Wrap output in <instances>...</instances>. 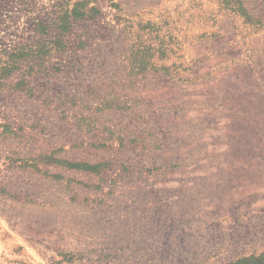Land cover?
<instances>
[{"label":"rangeland","instance_id":"obj_1","mask_svg":"<svg viewBox=\"0 0 264 264\" xmlns=\"http://www.w3.org/2000/svg\"><path fill=\"white\" fill-rule=\"evenodd\" d=\"M63 2L0 0V52L35 51L0 86V264H264V0L46 35Z\"/></svg>","mask_w":264,"mask_h":264},{"label":"trees","instance_id":"obj_2","mask_svg":"<svg viewBox=\"0 0 264 264\" xmlns=\"http://www.w3.org/2000/svg\"><path fill=\"white\" fill-rule=\"evenodd\" d=\"M93 1L94 0H75L71 5V0H64V2L60 6L57 16L43 22L40 25L41 29L46 35L49 34V36H52L50 34V32L52 31H54V33H56L57 35H60L61 33L68 32L71 29L74 21L96 17L97 14H99L100 9L97 5H90ZM49 43L52 42H48V44ZM59 43L58 46H60V48H64V46ZM53 44L54 43H52L51 47H49L48 45H44L41 48L40 52L44 55L51 53L55 46V44ZM33 50L34 49L31 46H13L8 50L6 49L0 52L2 54L0 56V64L2 65L0 67V86L3 84L4 79L6 80L9 76L15 73L16 70L21 71L23 67H26L28 65L29 59H27V57L35 52ZM55 158V154H50L43 155L41 157V160H43L44 162H51L52 160L58 161V159ZM59 161L64 163L67 162L69 166H75L72 165L74 163H71L68 160L62 161L59 159ZM81 165L83 166V168H92V165L88 163H81ZM257 260L262 261L261 259ZM258 261H255L253 264H259L260 262Z\"/></svg>","mask_w":264,"mask_h":264}]
</instances>
